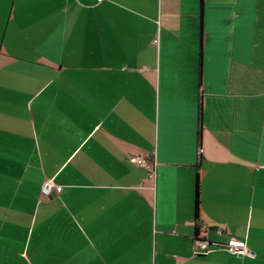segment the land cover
<instances>
[{"label": "crops", "instance_id": "0c3cea01", "mask_svg": "<svg viewBox=\"0 0 264 264\" xmlns=\"http://www.w3.org/2000/svg\"><path fill=\"white\" fill-rule=\"evenodd\" d=\"M0 264H264V0H0Z\"/></svg>", "mask_w": 264, "mask_h": 264}, {"label": "built area", "instance_id": "2783aa9c", "mask_svg": "<svg viewBox=\"0 0 264 264\" xmlns=\"http://www.w3.org/2000/svg\"><path fill=\"white\" fill-rule=\"evenodd\" d=\"M146 157L135 156L134 161L139 167L146 169L150 173V176L152 177L156 173L157 162L151 156H146ZM60 191H61V186L54 184L51 180H47L42 185V193L45 196H49L52 193L58 194L60 193ZM218 232L219 234L223 233V231L220 229L218 230ZM221 245H223L230 254L250 256V257L255 256V254L249 249L246 242L243 240L231 239L224 245V244L214 243L212 241L200 237L196 240L194 254L204 255L211 252L213 248H219Z\"/></svg>", "mask_w": 264, "mask_h": 264}]
</instances>
